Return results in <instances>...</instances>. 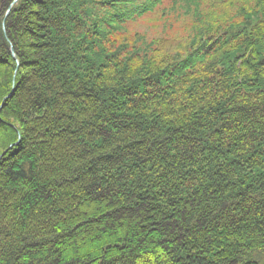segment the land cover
<instances>
[{
	"label": "trees",
	"instance_id": "1",
	"mask_svg": "<svg viewBox=\"0 0 264 264\" xmlns=\"http://www.w3.org/2000/svg\"><path fill=\"white\" fill-rule=\"evenodd\" d=\"M10 2L0 264H264V0Z\"/></svg>",
	"mask_w": 264,
	"mask_h": 264
},
{
	"label": "rangeland",
	"instance_id": "2",
	"mask_svg": "<svg viewBox=\"0 0 264 264\" xmlns=\"http://www.w3.org/2000/svg\"><path fill=\"white\" fill-rule=\"evenodd\" d=\"M18 1L19 0H11V2L9 3V5L7 6V8L5 10L3 18H5V17H7L9 15V13H10V11L12 9L11 7L13 5H15L16 2H18ZM143 1L144 0H134V4H141V3H143ZM96 10H98V11H96V14L101 15L102 9L97 7ZM182 10H183V8H179V9L176 8L175 11L169 13L170 14L169 17H168L169 20L166 19L165 26H164L167 29L166 32H171L172 33L175 30L179 29V27L184 23V20L187 19L188 16L182 18ZM190 17L191 16H189L188 18H190ZM164 18H166V15H161L160 16L159 13H155L154 16H151L150 19H148V20H151L149 22V27L151 28V29H149V31H151V30L153 31L154 28L160 27L162 25V23H164L163 22V20H165ZM2 25H3V21H2ZM143 26H145V25H142V27ZM125 31H127V32L125 33ZM125 31L124 32L120 31V33L118 35L125 36V37L131 39V38L134 37L135 33H138L140 31V28L139 27H135V25H133V26H130V28H128V29L125 28ZM104 39H107V37H105ZM141 44H143V43H141ZM9 95H10V93L6 96V98Z\"/></svg>",
	"mask_w": 264,
	"mask_h": 264
}]
</instances>
